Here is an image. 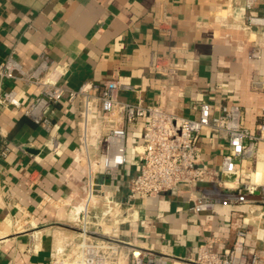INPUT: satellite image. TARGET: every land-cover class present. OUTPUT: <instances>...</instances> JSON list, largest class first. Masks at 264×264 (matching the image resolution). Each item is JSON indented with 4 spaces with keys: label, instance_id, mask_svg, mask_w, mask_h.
Wrapping results in <instances>:
<instances>
[{
    "label": "crops",
    "instance_id": "1",
    "mask_svg": "<svg viewBox=\"0 0 264 264\" xmlns=\"http://www.w3.org/2000/svg\"><path fill=\"white\" fill-rule=\"evenodd\" d=\"M163 14L170 17L166 34L153 23ZM249 16H264V0L252 9L246 0H0V64L14 51L31 71L45 54L54 65H64L62 73L51 75L69 90L115 80L122 102L158 105L190 118L199 117L202 102L215 108L236 103L243 110V125L258 132L264 108V26L247 28ZM253 46L262 48L261 60L249 58ZM154 54L185 67L174 76L154 73L149 68ZM3 87L16 89L24 107L41 91L19 80ZM82 108V99L52 104L46 115L57 128L48 130L24 109L0 105V264H49L57 249L75 251L80 239L72 221L86 213L90 222L99 221L108 195L127 200L128 183L138 173L135 147L143 122L128 128V162L120 179L111 182L100 165L104 142L96 137L88 148L97 164L94 174L75 160ZM94 123L97 135L105 136L108 122ZM200 145L205 160L218 167L227 152L221 137L205 129ZM237 167V176L229 180L238 177L263 191L264 142ZM190 207L185 190L137 199L119 237L170 255L179 264H196L201 244L221 252L243 228L247 254L264 264V192L249 206L219 204L199 214Z\"/></svg>",
    "mask_w": 264,
    "mask_h": 264
},
{
    "label": "built area",
    "instance_id": "2",
    "mask_svg": "<svg viewBox=\"0 0 264 264\" xmlns=\"http://www.w3.org/2000/svg\"><path fill=\"white\" fill-rule=\"evenodd\" d=\"M256 1L246 0V8L252 9ZM169 19L165 14L157 16L154 26L166 34L170 30L167 27ZM251 26H264V16H249L247 28ZM248 55L252 60H261L262 48L253 46ZM163 59L154 54L150 70L162 76H174L185 67ZM62 68L64 65H54L49 56L43 54L33 70H25L12 51L0 64V105L13 107L16 111L24 109V114L35 123L53 130L57 125L47 117V109L64 98L71 103L82 99L83 108L79 112L82 134L75 160L85 162L90 175L94 174L97 164L93 163L88 148L91 139L96 137L98 142H104L100 165L111 182L120 179L121 170L128 162V128L143 122V132L140 144L135 147L138 173L128 183L127 200L106 196L107 206L99 221L90 222L87 213L82 220H77L82 221L83 226L79 228L80 241L76 250L57 249L49 264H179L170 255L138 248L120 239V226L132 216L137 199L185 190L190 194V210L196 214L213 211L219 204L249 206L262 199L264 190L260 191L255 184L241 183L238 177L234 181L229 178L237 176V163L252 157L256 144L264 142V108L259 131L253 132L243 125V110L236 103L215 108L208 102H202L198 118L178 116L158 105L122 102L118 98L119 83L115 80L107 81L102 87L88 82L78 90H69L59 85L51 75L54 70L62 73ZM14 80L41 86L40 93L29 101L27 107H24L16 89L3 87L4 82ZM92 91H99V94L94 95ZM100 119L109 124L104 128L105 136L97 135L94 122ZM205 129L215 131L227 148L218 167L204 158L200 136ZM89 224L98 228L92 230ZM104 226H107L106 230ZM246 250L247 231L239 228L233 244L221 252L215 251L211 244H201L194 262L259 264V257L249 256Z\"/></svg>",
    "mask_w": 264,
    "mask_h": 264
},
{
    "label": "rangeland",
    "instance_id": "3",
    "mask_svg": "<svg viewBox=\"0 0 264 264\" xmlns=\"http://www.w3.org/2000/svg\"><path fill=\"white\" fill-rule=\"evenodd\" d=\"M78 219V218H77ZM80 220H82V218H80ZM94 223H96V221L94 222ZM72 224L73 225H75V229L77 230V231H80L79 230V228L81 227V226H83L82 224V221L81 222H78L77 220L76 221H72ZM89 226H90V229H92V230H96L97 228H98V226L97 225H93V224H89ZM104 229L106 230L107 229V226H104ZM108 229H109V227H108ZM99 231V230H98Z\"/></svg>",
    "mask_w": 264,
    "mask_h": 264
}]
</instances>
